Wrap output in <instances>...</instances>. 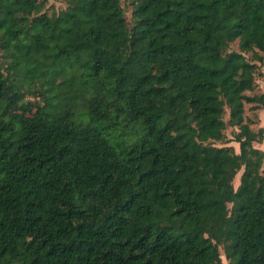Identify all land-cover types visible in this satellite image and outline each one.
Listing matches in <instances>:
<instances>
[{
  "label": "trees",
  "instance_id": "1",
  "mask_svg": "<svg viewBox=\"0 0 264 264\" xmlns=\"http://www.w3.org/2000/svg\"><path fill=\"white\" fill-rule=\"evenodd\" d=\"M65 1L0 0V264H264V0Z\"/></svg>",
  "mask_w": 264,
  "mask_h": 264
},
{
  "label": "rangeland",
  "instance_id": "2",
  "mask_svg": "<svg viewBox=\"0 0 264 264\" xmlns=\"http://www.w3.org/2000/svg\"><path fill=\"white\" fill-rule=\"evenodd\" d=\"M122 4L125 7L126 10V15L129 20H131V6L129 5L128 0H122ZM67 7V3L65 0H48L47 6H46V11L51 14L53 11L59 12ZM233 49H238V42H235L232 44ZM251 54L248 53V58H250ZM262 70V76L257 77V89L254 91L255 94H261L264 93V64L261 68ZM248 94H252L251 92H248ZM245 116L247 119L251 120V128L254 131H257L259 127H264V107L260 109H254L252 107V104H246L245 106ZM228 116V115H227ZM226 116V117H227ZM233 128H228L226 130V134L228 138H232V133H233ZM229 145H232L235 147L236 151L239 152V144L235 141H231ZM256 147L261 148L264 150V142L263 143H256ZM242 171H240L237 176L234 179V185L237 187L240 183V177H241ZM222 264H228V261L223 254L222 251Z\"/></svg>",
  "mask_w": 264,
  "mask_h": 264
}]
</instances>
